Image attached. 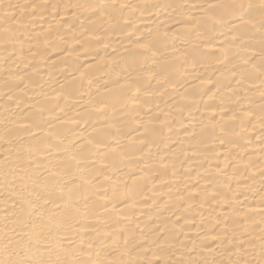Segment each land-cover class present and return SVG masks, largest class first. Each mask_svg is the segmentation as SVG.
Returning a JSON list of instances; mask_svg holds the SVG:
<instances>
[{
    "label": "bare ground",
    "instance_id": "1",
    "mask_svg": "<svg viewBox=\"0 0 264 264\" xmlns=\"http://www.w3.org/2000/svg\"><path fill=\"white\" fill-rule=\"evenodd\" d=\"M0 264H264V0H0Z\"/></svg>",
    "mask_w": 264,
    "mask_h": 264
}]
</instances>
